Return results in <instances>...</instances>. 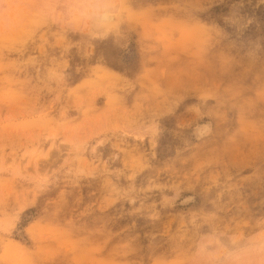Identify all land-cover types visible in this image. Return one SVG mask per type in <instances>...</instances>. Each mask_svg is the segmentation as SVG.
Returning <instances> with one entry per match:
<instances>
[{
	"label": "rangeland",
	"instance_id": "1",
	"mask_svg": "<svg viewBox=\"0 0 264 264\" xmlns=\"http://www.w3.org/2000/svg\"><path fill=\"white\" fill-rule=\"evenodd\" d=\"M0 264H264V0H0Z\"/></svg>",
	"mask_w": 264,
	"mask_h": 264
},
{
	"label": "crops",
	"instance_id": "2",
	"mask_svg": "<svg viewBox=\"0 0 264 264\" xmlns=\"http://www.w3.org/2000/svg\"><path fill=\"white\" fill-rule=\"evenodd\" d=\"M256 237H258L259 235L257 234V235H255Z\"/></svg>",
	"mask_w": 264,
	"mask_h": 264
}]
</instances>
